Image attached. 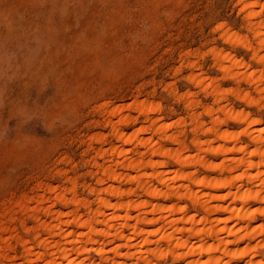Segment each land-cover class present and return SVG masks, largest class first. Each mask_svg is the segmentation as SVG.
Listing matches in <instances>:
<instances>
[{"label": "rangeland", "instance_id": "obj_1", "mask_svg": "<svg viewBox=\"0 0 264 264\" xmlns=\"http://www.w3.org/2000/svg\"><path fill=\"white\" fill-rule=\"evenodd\" d=\"M237 3V0H0V237L8 239L4 245L0 242V249L9 244L8 252L22 262L23 248L9 239L10 234L36 245L29 230L35 222L28 212L15 205L18 199L32 208L37 207L36 197L48 198L47 205L52 200L54 209L61 208L48 190L55 186L56 191L68 193L74 181L79 198H88L93 203L90 186L95 188L98 171L93 161L102 160L96 150L115 143L99 108L103 103H108V107L131 104L135 99L159 103L157 116L163 121L181 118L180 124L172 125L168 132H183L181 138L188 153H194L189 142L192 111L183 94L189 92L199 102L195 108L198 113L202 107L212 106L215 99L208 90L205 93L189 82L188 74L197 72L216 79L221 88H234V82L223 78L216 67L212 51L230 52L248 64L249 71L261 68L251 58L257 43ZM222 23L224 29L246 37L250 48L226 42L218 28ZM190 63L195 64L194 69ZM239 86L255 97L253 84L241 81ZM220 101L264 125V117L260 115L264 113V100L254 105L225 95ZM129 106L122 113L136 117V124L142 122L144 113H138L133 104ZM201 115L207 123L209 118ZM132 123L122 125L125 132L135 128ZM224 128L239 131L242 127L226 121ZM98 131L105 134L103 141L91 138ZM248 141L245 136L241 138V142ZM135 145V141L128 145L129 156L137 151ZM108 156L106 153L103 157ZM204 156L217 162L221 158L209 153ZM165 161L168 169L178 168L169 159ZM182 169L196 171L198 175L220 173L201 167ZM118 184L134 187L135 183ZM155 201L170 205L175 199ZM182 202L191 213H201L188 201ZM40 208L41 220L48 222L51 216H44ZM62 208L68 211L71 207ZM79 212L87 213L88 208L79 207ZM252 217L264 221V215L259 213ZM160 222L157 226H163ZM42 232L40 229L41 238L45 236ZM161 245L165 247L166 243L159 240L158 246ZM89 256L98 258L93 253ZM156 262L170 264L171 257Z\"/></svg>", "mask_w": 264, "mask_h": 264}, {"label": "bare ground", "instance_id": "obj_2", "mask_svg": "<svg viewBox=\"0 0 264 264\" xmlns=\"http://www.w3.org/2000/svg\"><path fill=\"white\" fill-rule=\"evenodd\" d=\"M239 5L246 27L257 43L255 49L251 48V58L261 68L249 71L248 64L230 52L212 51L216 67L223 78L234 82V88H221L216 79L197 72L188 74L189 82L202 88L203 92L208 90L215 99L212 106H204L198 113L195 108L199 102L189 92L183 94L192 111L189 114L192 134L189 142L194 153H188L181 138L183 132H168L169 127L180 124L181 118L163 121L157 116L159 103L135 99L125 105L108 107V103L101 104L99 108L115 143L95 149L102 160L93 161L98 170L97 176L94 175L95 188L90 186L94 192L93 203L90 201L93 207L87 197L79 198L75 193L74 181L69 183L68 193L56 191L55 186L48 187L53 201L65 208L71 207L68 211L59 204L61 208L54 209L55 203L51 199L53 205L49 202L47 205L48 198L36 197L37 207L32 208L18 199L15 205L22 212H28L35 222L29 230L33 232L32 241L36 245L10 234L9 239L23 248V260L17 262L6 244V249H0V264H157V259L164 258L157 253L165 251L171 257L170 264H264V221L252 217L254 213L264 215V133L260 131L264 125L220 101L225 95L254 105L264 100V29L258 26L264 21V0H244ZM221 36L226 42L238 43L245 49L250 46L246 37L231 29L221 28ZM194 65L189 64L191 69ZM241 81L253 84L255 97L240 88ZM132 104L138 113H144V116L141 114L144 120L137 124L136 117L122 113L125 106ZM201 114L209 118L207 123L202 121ZM226 121H234L242 128L227 130L224 128ZM130 122L136 126L125 132L122 125L127 126ZM153 135L158 138L154 139ZM243 136L249 141L241 142ZM104 137L100 131L91 136L99 142ZM133 141L136 142L137 155L129 156L131 149L127 147ZM106 153L109 156L104 158ZM206 153L221 158L218 162L210 160L204 156ZM166 159L178 168L168 169ZM182 167L216 169L220 173L198 175L196 171H184ZM120 181L135 184L134 187H123L118 184ZM159 198H174L175 202L170 205L154 202ZM184 200L201 213L188 211L182 204ZM38 207L44 216H51L48 222L41 220ZM79 207L88 208V212L80 213ZM159 221L163 226H157ZM40 229L44 231L42 234L45 233L42 238ZM156 237L166 246H158ZM7 240L0 237L1 243ZM109 252L111 256H108ZM89 253L98 258L92 259ZM83 254L87 256L83 257ZM186 257L189 258L186 260Z\"/></svg>", "mask_w": 264, "mask_h": 264}, {"label": "clouds", "instance_id": "obj_3", "mask_svg": "<svg viewBox=\"0 0 264 264\" xmlns=\"http://www.w3.org/2000/svg\"><path fill=\"white\" fill-rule=\"evenodd\" d=\"M238 3H244V0H237ZM261 29H264V21H261L258 25ZM219 27L223 28L224 27V24L222 23L221 25H219ZM262 117H264V113H261L260 114ZM253 123L255 122L254 120L252 121ZM210 130V129H209ZM262 133H264V129H261L260 130ZM234 138H238V137H234ZM262 155H264V153H262ZM264 214V213H262ZM244 218V217H242ZM207 235V233H205ZM157 243L159 244V241H157ZM160 247H163V245H161ZM159 255H161V258L165 257L168 255V253L165 251V252H162V253H157Z\"/></svg>", "mask_w": 264, "mask_h": 264}]
</instances>
